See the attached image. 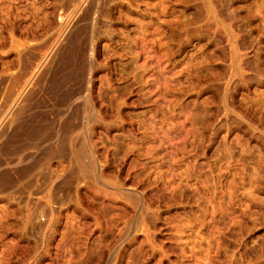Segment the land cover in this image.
<instances>
[{
  "label": "rangeland",
  "instance_id": "374dc122",
  "mask_svg": "<svg viewBox=\"0 0 264 264\" xmlns=\"http://www.w3.org/2000/svg\"><path fill=\"white\" fill-rule=\"evenodd\" d=\"M0 264H264V0H0Z\"/></svg>",
  "mask_w": 264,
  "mask_h": 264
},
{
  "label": "crops",
  "instance_id": "0c3cea01",
  "mask_svg": "<svg viewBox=\"0 0 264 264\" xmlns=\"http://www.w3.org/2000/svg\"><path fill=\"white\" fill-rule=\"evenodd\" d=\"M29 174L30 175H33L34 174V172H33L32 169H30V173ZM21 176L20 177H21V180L22 181H27V185L26 186L31 187L34 184V180L32 178L30 179V178L26 177V174H21Z\"/></svg>",
  "mask_w": 264,
  "mask_h": 264
},
{
  "label": "bare ground",
  "instance_id": "6f19581e",
  "mask_svg": "<svg viewBox=\"0 0 264 264\" xmlns=\"http://www.w3.org/2000/svg\"><path fill=\"white\" fill-rule=\"evenodd\" d=\"M75 40V39H74ZM28 74V73H27ZM80 110V109H79ZM14 124V123H13ZM76 127V126H75ZM21 128V127H20ZM20 130V129H19ZM15 139V138H14ZM27 171V170H26ZM19 172V171H18Z\"/></svg>",
  "mask_w": 264,
  "mask_h": 264
}]
</instances>
